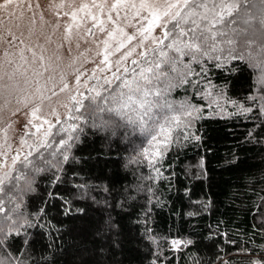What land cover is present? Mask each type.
Instances as JSON below:
<instances>
[{
  "label": "trees",
  "instance_id": "1",
  "mask_svg": "<svg viewBox=\"0 0 264 264\" xmlns=\"http://www.w3.org/2000/svg\"><path fill=\"white\" fill-rule=\"evenodd\" d=\"M23 17L30 23L37 16L24 11ZM257 75L242 65L225 84L210 70L211 85L202 83L204 91L195 97L193 87L174 89L169 102L191 101L200 107L202 118L189 132L201 139L185 140L177 130L170 144L155 148L148 144L150 136L119 117L98 126L94 121L109 117L85 99V107L74 112L78 139L69 142L70 159L58 171L61 182L53 185L50 173H35L33 191L22 198L21 211L47 209L44 223H51L45 236L53 226L59 229L47 239L31 230L36 233L31 237L33 258L43 255L42 264H249L253 257L244 250L264 249V139L256 143L248 133L264 138V128L254 127L264 118L254 119L240 109L255 93ZM221 85L222 96L213 87ZM209 104L217 109L211 111ZM36 106L18 112L31 116ZM62 136L67 139L61 133L52 148L40 150L43 157L52 159ZM145 148L157 151L159 174L140 155ZM43 157L33 153L29 160L43 168ZM25 171L31 178V170ZM49 192L85 213L64 215L61 200L48 199ZM104 222L116 227L99 236L97 227ZM61 235L52 249L43 248ZM171 240L181 243L172 248ZM21 247L17 240L10 250L20 255Z\"/></svg>",
  "mask_w": 264,
  "mask_h": 264
},
{
  "label": "snow or ice",
  "instance_id": "2",
  "mask_svg": "<svg viewBox=\"0 0 264 264\" xmlns=\"http://www.w3.org/2000/svg\"><path fill=\"white\" fill-rule=\"evenodd\" d=\"M16 2L17 0H0V10L13 9ZM80 11H84L85 15L76 22V13H72L73 22L66 27L65 38H70L68 33L72 28L77 30V36L81 35V28L85 36H95L97 32L105 34L107 39L102 41L105 52L100 63L109 65V71L114 66L115 72L112 79L103 78V85L98 83L89 88V95L80 93V98L71 96L73 103L65 121L62 122L57 117L56 125L78 120L79 116H74L73 113H79L85 107L86 99L89 101L88 106L94 107L97 113L108 115L109 119L103 120L104 125L109 123L112 116L119 117L150 136L148 144L153 148L156 145L170 144L174 138L173 133L177 130H180L185 140H200L198 134L189 132L193 122L202 118L199 107L191 101L174 104L168 101L167 95L174 89L187 85L197 90L193 93L195 97L204 91L200 87L202 83L211 85L208 78L210 70L217 72L226 84L232 76L239 74L242 65L259 75L253 86L255 93H250L245 98L240 112L245 115L252 113L254 119L264 118V0H115L110 4L108 0L103 3L92 0L91 4H81ZM121 12H124L123 16ZM130 13H135L134 24L128 23ZM13 14L14 12H9V15ZM102 16L105 18L102 19ZM125 27H134L135 30L129 34L125 32ZM157 30L159 35L154 34ZM16 39L12 36L8 43L11 45ZM39 47L43 53V45ZM28 51L32 53L35 63L36 52L32 48H28ZM111 56L117 58L110 63ZM21 59H26L23 50ZM39 60L43 66V54ZM193 65H197L198 69L193 68ZM33 75L36 77V91L40 93V78L43 73L35 71ZM7 76L9 81L13 79V74ZM3 79V75H0V81ZM51 79L49 77V81ZM24 82L28 84L30 81L25 78ZM12 87L14 85L0 83V95ZM68 87L64 84L60 91L63 92ZM213 87L217 94L223 95L224 85ZM42 103L41 93V103L32 110V115L37 119H41L37 113L42 111ZM51 115H57L55 110ZM28 124L35 128V132L25 133L31 137H39L41 133L46 138L52 137V129L56 126L47 118H43L39 124L30 119ZM254 127L264 128V123L254 124ZM77 131L75 123L58 128V132L66 133L67 139L63 136L60 138L59 148L51 153V160L43 157L40 152L41 148L53 147L47 139H43L36 147L28 145L29 150L21 157L20 151L27 144L26 140H22L17 154L11 156L10 164L6 160L0 161V264H42L45 260L43 255L38 258L32 256L31 237L36 233L31 230L36 229L40 236L47 239L59 232V229L53 226L45 236L44 229H48L51 223H44L47 209L42 207L34 212L21 211L22 198L33 191L35 173H50L53 185L61 182L58 171L70 159L68 153L72 143L78 139L73 135ZM248 136L256 143L264 139L253 132H249ZM33 143L36 144L37 141L34 140ZM33 153L43 157V168L35 166L33 160H29ZM2 155L7 157V153ZM140 155L159 174L160 170L156 167L157 151L145 148ZM18 161L20 167H16ZM25 169L31 170V178ZM58 198L64 215L85 213V209L73 208L70 201L53 192L48 193V199ZM114 227L116 225L113 223L104 222L98 225L97 235L104 236ZM59 239H62V235L44 244L43 248L46 251L52 249ZM17 240L22 244L20 255L10 250ZM172 243L175 246L179 242ZM244 251L253 257L249 264H264V249Z\"/></svg>",
  "mask_w": 264,
  "mask_h": 264
},
{
  "label": "rangeland",
  "instance_id": "3",
  "mask_svg": "<svg viewBox=\"0 0 264 264\" xmlns=\"http://www.w3.org/2000/svg\"><path fill=\"white\" fill-rule=\"evenodd\" d=\"M29 5L35 8L37 11L36 20L25 23L23 15H9V12L13 10L19 11L20 9L33 15L35 13L32 9L24 7L22 0H17L13 9L0 10V21L3 23L0 25L7 26L10 30L0 33V75H3L4 79L0 83L14 85L9 90H5L0 95V161L6 160L7 163H11V159L7 161V158L12 153V150L20 149L22 139L26 138L27 147L24 151H20L21 157L27 153L28 145L36 147L40 140L47 139L50 143L55 137L63 132H58V128L63 126L67 127L68 123H73L74 120H69L67 123L56 125L57 117L64 122L68 115L69 108L72 107L71 96H77L80 98V93H84L85 96L89 95L88 89L94 86L103 85L104 77L112 79V74L115 72V67L108 70L109 65L101 64L105 52V46L102 41L107 39L105 34L97 35L89 34L84 35L83 28H81V35H76V29L72 28L68 35L69 39H66V27L65 20L59 21L63 12L72 23V13H76V22L80 21V18L85 15L84 11H80L81 4H91L92 0H27ZM70 7V12H67L69 6L67 3H75ZM97 3H103L104 0H96ZM115 0H108V3H114ZM138 2V0H136ZM61 8V9H60ZM63 10V11H62ZM86 11V10H85ZM2 13H5L6 17L2 19ZM56 13H59V15ZM124 12H121V16ZM135 13H130L128 18L129 24H134L133 16ZM104 19L105 17H101ZM12 24H20L15 28H10ZM90 26V24H89ZM134 27H125V32L131 34L134 31ZM155 35H159L157 30ZM12 36L17 39L13 44H9L8 40ZM98 36V38H97ZM23 41V43H21ZM135 43V41L133 42ZM39 45H43V53ZM28 48H32L37 55L36 62L33 63L32 53L28 51ZM23 50V56L26 59H21V51ZM43 54V66L39 60L40 55ZM93 55V57H92ZM116 56L109 57V61L114 62ZM35 71L42 72L43 76L40 78L41 92L36 91V77L33 75ZM23 73V75H22ZM7 74H13V79L8 80ZM79 76V84H77V77ZM49 77L52 79L49 81ZM95 77V79H93ZM25 78L30 81L25 84ZM64 84L69 87L65 91L61 92ZM46 85V87H43ZM37 94V101L41 100V93L43 96L42 111L37 113L41 119H37L41 122L43 118H47L53 125V136L44 137L43 134L39 137H31L22 135L19 137L18 126L19 124H26L28 133L35 132V128L28 124L30 116L25 114L18 116L17 112L21 109H26L30 105V100L33 94ZM55 93V94H54ZM29 104V105H28ZM216 105V104H215ZM67 106V107H66ZM211 107V105L209 104ZM199 107V106H198ZM216 106L211 107L213 111ZM200 109V107H199ZM55 110L56 116L51 115ZM218 111V110H216ZM221 113L220 111H218ZM75 116V114L73 113ZM101 127L103 120L94 121ZM35 123V122H33ZM37 124V123H35ZM109 124V123H108ZM47 128V125H44ZM106 127V126H104ZM19 134V135H18ZM37 141L36 144L33 141ZM12 142L17 146L15 148ZM20 143V144H19ZM42 149V148H41ZM40 149V150H41ZM7 153V157L2 154ZM19 161L17 162V164ZM20 164V163H19ZM18 164V165H19ZM16 165V167H18ZM171 240L170 244L172 248L178 247L173 245Z\"/></svg>",
  "mask_w": 264,
  "mask_h": 264
},
{
  "label": "water",
  "instance_id": "4",
  "mask_svg": "<svg viewBox=\"0 0 264 264\" xmlns=\"http://www.w3.org/2000/svg\"><path fill=\"white\" fill-rule=\"evenodd\" d=\"M20 1H21V0H20ZM22 4H23L24 7L29 8V1H27V0H22ZM73 4H75V6H76L77 1H76L75 3H67V5L69 6V9H67V12H70V7H71ZM30 9H32L33 12L35 13V15L37 16V11L35 10V8L31 6ZM60 9H61V8H60ZM62 11H63V10H62ZM13 12H14V14H17V15H23L24 10L20 9L18 12H16V10H13ZM70 13H71V12H70ZM57 14L59 15V13H56V16H57ZM63 20L66 21L67 26L70 24V20H69L68 17L66 16V13H65V12H63V13L61 14L60 19H59L60 22L63 21ZM72 22H73V21H72ZM19 25H20V24H12V25L10 26V28L13 29V28H15V27H17V26H19ZM6 30H10V29H9L7 26L0 25V33H2L3 31H6ZM92 57H93V55H92ZM32 98H33V100H32ZM32 98H31V100H30V106H31L32 104H34V103H37V105L41 103V100H40V101H37V100H36V99H37V94H36V93L33 94ZM28 105H29V104H28ZM17 115H18V116H21L22 114H20L19 112H17ZM29 116H30V115H29ZM30 119H31L33 122L37 123V124L41 123V122H40L39 120H37V119L35 118V116H33V115L30 116ZM44 128H46V127L44 126ZM18 131H19V134H20V135L18 134L20 138H22V135H23V134L28 133V130H27V126H26V124H24V123H23V125L19 124V126H18ZM25 139H26V138H24V139H22V140H25ZM19 144H20V143H19ZM12 145H14L15 148H17V146L19 147V145H16V144H14L13 142H12ZM25 147H27V145H24V146H23V151H24V148H25ZM17 150H18V149H16V150H12V153H11L10 156L7 158V161L10 160L11 156L17 154ZM23 151H22V153H23Z\"/></svg>",
  "mask_w": 264,
  "mask_h": 264
}]
</instances>
